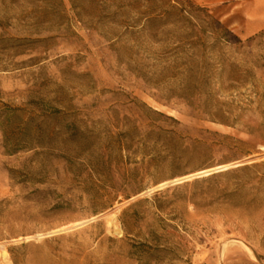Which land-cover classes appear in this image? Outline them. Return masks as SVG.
I'll use <instances>...</instances> for the list:
<instances>
[{
  "label": "rangeland",
  "instance_id": "374dc122",
  "mask_svg": "<svg viewBox=\"0 0 264 264\" xmlns=\"http://www.w3.org/2000/svg\"><path fill=\"white\" fill-rule=\"evenodd\" d=\"M248 28L205 0H0V264H264V29ZM125 117L211 147L203 170L224 174L177 182L135 143L113 184L91 182L85 162L113 149L92 131L116 139ZM36 125L50 148L6 152L1 127L22 147Z\"/></svg>",
  "mask_w": 264,
  "mask_h": 264
},
{
  "label": "trees",
  "instance_id": "16d2710c",
  "mask_svg": "<svg viewBox=\"0 0 264 264\" xmlns=\"http://www.w3.org/2000/svg\"><path fill=\"white\" fill-rule=\"evenodd\" d=\"M158 17H155V19ZM143 106L147 110L146 114L148 118H150L152 115H155L159 117H167L177 122V119L167 116L161 111L153 109L152 107H149L146 104H143ZM20 111L22 110L13 109L12 113L16 114ZM125 119L128 120V123L125 125L127 127L123 132H120L118 134L116 139L111 135H107V132H102L99 129L97 131L95 129L92 131L96 147L98 146V144L103 142L102 139H104L106 142H109V146L113 147V149H111L108 159L105 157L104 153H99L97 150L94 153L93 159L85 162L84 166H86L90 170L89 180L91 182L103 185L113 184V176L111 169L112 160H115L113 156L116 158L117 162L122 163L124 161L123 152H129L135 143H138L139 151H142L144 154L142 163L146 162L145 159L147 156L153 154L150 164L154 165V167L157 168H164L168 166L172 170V177L184 176L188 173L203 170L209 164L208 162L211 160L209 154L211 153L212 148H205L200 141L196 142V144H193L190 147H186L184 150H181L179 147L177 148L176 143L178 134L175 131L160 128L158 130L154 129L149 132L141 133L139 131V127L135 124V122L133 124V122H131L130 119L127 117H125ZM97 124H99V122H97ZM28 129V131H32L34 129H36L37 131L36 133H31V135L29 133L28 141L26 140L25 143L26 145L19 147V145H17L19 143L16 142H19L21 134L11 132L10 135L8 131L2 129L1 127V130L3 131L4 135V143L7 153L14 154L22 149L30 150L35 147V144L38 147L41 146L50 148L48 147V145L46 146V144L49 143L48 140L52 139L53 134L55 133L53 130L46 128L44 129L43 127H39L38 125L30 127ZM73 132H75L74 135L76 134L80 137H84L86 135L85 132L81 131L80 126L77 125H74L71 131H66L64 132V134L67 136L70 134L73 135ZM13 136H15V141H12ZM42 140L44 141V143H42ZM151 146L152 149L148 151ZM129 162L130 158H127L126 163ZM257 165L258 164H255L253 165V167H256ZM249 168H251V166L243 167V169ZM223 174V172H217L210 175L208 179H213ZM131 197L132 196L130 193H126L124 195V199H130ZM117 198L118 197H116V199Z\"/></svg>",
  "mask_w": 264,
  "mask_h": 264
},
{
  "label": "crops",
  "instance_id": "0c3cea01",
  "mask_svg": "<svg viewBox=\"0 0 264 264\" xmlns=\"http://www.w3.org/2000/svg\"><path fill=\"white\" fill-rule=\"evenodd\" d=\"M205 1L209 6L219 8L221 10L222 18L230 19L231 16L240 15L244 18H247L249 22L248 30L255 33L264 29V0Z\"/></svg>",
  "mask_w": 264,
  "mask_h": 264
},
{
  "label": "bare ground",
  "instance_id": "6f19581e",
  "mask_svg": "<svg viewBox=\"0 0 264 264\" xmlns=\"http://www.w3.org/2000/svg\"><path fill=\"white\" fill-rule=\"evenodd\" d=\"M211 169H207V170H201V171H199V172H197V173H194V174H190V175H187V176H183V177H181V178H178L176 181L177 182H181V181H183V179H185V178H187V179H189V177L191 178V176H203V175H207V174H209V171H210Z\"/></svg>",
  "mask_w": 264,
  "mask_h": 264
},
{
  "label": "water",
  "instance_id": "95a60500",
  "mask_svg": "<svg viewBox=\"0 0 264 264\" xmlns=\"http://www.w3.org/2000/svg\"><path fill=\"white\" fill-rule=\"evenodd\" d=\"M218 170H220V169H218ZM213 172H214V170H210L209 171V174H212ZM209 174H207V175H209ZM191 177H195V176H191ZM189 179H190V177H189ZM186 180H188V179L187 178L183 179V181H186ZM183 181H181V182H183Z\"/></svg>",
  "mask_w": 264,
  "mask_h": 264
}]
</instances>
